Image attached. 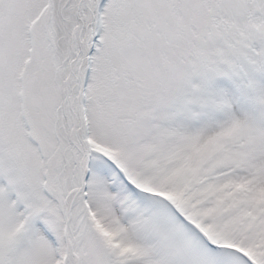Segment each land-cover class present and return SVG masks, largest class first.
Masks as SVG:
<instances>
[{"label":"snow or ice","instance_id":"1","mask_svg":"<svg viewBox=\"0 0 264 264\" xmlns=\"http://www.w3.org/2000/svg\"><path fill=\"white\" fill-rule=\"evenodd\" d=\"M0 264H264V0H0Z\"/></svg>","mask_w":264,"mask_h":264}]
</instances>
